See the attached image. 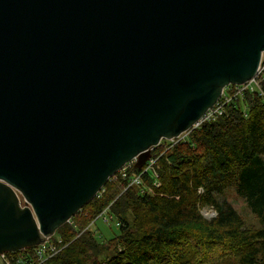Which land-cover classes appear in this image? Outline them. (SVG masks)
<instances>
[{"label": "water", "instance_id": "obj_1", "mask_svg": "<svg viewBox=\"0 0 264 264\" xmlns=\"http://www.w3.org/2000/svg\"><path fill=\"white\" fill-rule=\"evenodd\" d=\"M264 0H0V255L257 78Z\"/></svg>", "mask_w": 264, "mask_h": 264}, {"label": "trees", "instance_id": "obj_2", "mask_svg": "<svg viewBox=\"0 0 264 264\" xmlns=\"http://www.w3.org/2000/svg\"><path fill=\"white\" fill-rule=\"evenodd\" d=\"M258 83L261 91L242 95L228 87L222 115L155 148L158 176L149 171L142 185H131L144 172L132 165L126 178L111 179L50 239L55 250L44 264H264V75ZM229 191L258 227L248 226ZM204 207L217 216L204 218ZM104 212L118 222L105 240L91 230ZM35 249L8 255L30 260Z\"/></svg>", "mask_w": 264, "mask_h": 264}, {"label": "built area", "instance_id": "obj_3", "mask_svg": "<svg viewBox=\"0 0 264 264\" xmlns=\"http://www.w3.org/2000/svg\"><path fill=\"white\" fill-rule=\"evenodd\" d=\"M264 75V60L260 66V69H259V74L257 76L256 79H254L253 81L243 85V86H235V91H236V95H242L244 94L247 90H251V91H261L260 90V85H259V79ZM225 96V93L224 95ZM223 109H224V103H222V101L220 100L219 103L213 108L211 109L202 119L201 121L195 126V128H198L199 126H201L203 123L205 122H209V121H212L214 119H216L218 116L222 115L223 114ZM194 128V129H195ZM190 132V131H189ZM186 133V134H183L181 137L177 138V139H174V140H163L159 146L161 147H165V148H170V145H174L176 143H178L180 140H183L187 137V135L189 134ZM158 146V147H159ZM157 148V147H156ZM137 162V160H135L134 162H131L129 164H127L126 166L123 167L122 170H120L118 172V174L120 176H122L123 178H126L128 176V170L131 168L132 165H135V163ZM156 163V159L152 158L150 159V161H148L146 163V165L141 168V169H144V172L139 175V176H136L135 178L132 179V183L131 185H142V175L146 172H153V174L155 176H158L157 175V172L155 171L154 169V165ZM117 176V174H116ZM116 176H114L112 179H116ZM130 185V186H131ZM201 192L202 189H201ZM217 216V213L215 211V213L213 214V217L211 218H215ZM100 218H103L106 222H109L110 219L108 217V213L107 212H104ZM54 247H50L48 244H45L43 246H40V247H36L35 251H34V256H33V259L30 258V260H27L26 259V256H23V258L21 259L18 256L14 257V256H10L8 255L9 253H4L1 256L2 260L6 263V264H20L22 262V264H44L45 261L47 260V257H48V253L50 251H54Z\"/></svg>", "mask_w": 264, "mask_h": 264}, {"label": "rangeland", "instance_id": "obj_4", "mask_svg": "<svg viewBox=\"0 0 264 264\" xmlns=\"http://www.w3.org/2000/svg\"><path fill=\"white\" fill-rule=\"evenodd\" d=\"M187 138H188V135L183 140H186ZM183 140H180V141H183ZM226 197L229 200V202L233 205V207L238 211V213L242 216V218L248 224L249 227H258V221H257V219L249 211V209L247 208V205L243 201V199H241L240 197H238L233 191L227 192ZM201 213L204 216V218H206L208 220H212L213 218H211V217H213V214L215 213V210L212 209V208L204 207V208L201 209ZM108 217L110 219V215H108ZM117 226H118V222H117V220L115 218L113 220H110L109 222H106L103 218H101L100 220H97L95 222V224L92 226L91 230L98 237H100V235H103L104 240H105V239H107V238L110 237V234L113 231H116V232L118 231V227ZM56 237H57V235L55 236V238ZM51 242L52 241L50 240L47 244L50 245ZM215 254H217V253L215 252ZM24 255H25L24 253H21L19 255V257L22 259ZM0 264H6L2 260L1 256H0ZM20 264H22V262Z\"/></svg>", "mask_w": 264, "mask_h": 264}]
</instances>
